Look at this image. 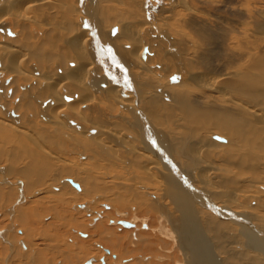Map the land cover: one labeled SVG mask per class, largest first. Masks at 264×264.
I'll return each instance as SVG.
<instances>
[{
    "label": "bare ground",
    "instance_id": "bare-ground-1",
    "mask_svg": "<svg viewBox=\"0 0 264 264\" xmlns=\"http://www.w3.org/2000/svg\"><path fill=\"white\" fill-rule=\"evenodd\" d=\"M83 203L112 264H264V0H0V264H82Z\"/></svg>",
    "mask_w": 264,
    "mask_h": 264
},
{
    "label": "rangeland",
    "instance_id": "rangeland-1",
    "mask_svg": "<svg viewBox=\"0 0 264 264\" xmlns=\"http://www.w3.org/2000/svg\"><path fill=\"white\" fill-rule=\"evenodd\" d=\"M64 181H66V180H64ZM100 199H101V202H99V203L95 202V203H92V204H94V206H95L94 209L95 210H98L100 212L101 211L104 212V214H103L104 220H107V221L104 222V224H105L104 226H106V228L108 230L114 232L118 236H120V237H126V239L123 241V242H125L124 243V246H125V248L127 247L126 249H128V250L130 249L131 250L132 248H131V244L130 243L131 242L134 243V242H137L138 241L137 239H135V237H134L135 235L133 233H135V232L137 233L138 231H140V232H148L149 229H146L145 230V229H143L144 228L143 226H145L144 224H146L147 226L150 227V224H148V223H143V224H141V223L140 224L139 223H135L136 224V227H138V230L126 229L120 223L118 224V226H116V225H114V219H123V221L132 222L131 219H132V215L133 214L131 212H129V211L124 212V210L123 211H117L115 209H109V210H107L102 205L106 204V205H108L110 207H112V205L110 203H108L107 201H104V199L102 197H100ZM24 205H26V204H24ZM131 206L132 205H129V207H131ZM81 207H84L85 208V203L78 204V205L73 206L72 207V211H73L72 214L73 215H76L77 214L76 212H80V211H84L85 210V209H83ZM76 209L79 210V211H76ZM127 209H136V207L133 206V208H127ZM127 209H125V210H127ZM121 212H123V213H121ZM72 214L70 213L69 214L70 217L67 218V223L68 224H67V227L66 228L60 227L61 224L58 221H56V219H52L53 218L52 215H47L46 218H44V220H45L44 222L47 223V224L53 225V229L52 230H48L47 232H45V231L43 232V229H40V231H37L36 230L35 235H34V239H35L34 240L35 241V248H34V250H36V248H37V249H41L40 252H43L45 250L43 248L47 247L48 249L49 248L52 249L51 247H53V245H54L55 248L57 247L56 250H58V251L60 250L59 252L62 251L63 253H65L64 251H66V252L69 251V252L72 253V251H73V253H76V254L78 252H80L79 256L81 258L80 260H81V263L82 264H83V260L84 259H87V258H88L87 260H89V259H96L97 260L99 258V263L102 264L101 263V260L103 258L108 257V256L105 255L104 251L102 249H100L96 245L97 243H95V242H98V238H99L98 237V233H99V231H103L102 227H98L97 229H94V226H96L97 223H95V222H90L89 223V220H90V218L92 216H88V214L83 213V214H80L78 216L76 215L75 218H74V216ZM123 214L124 215H127V216H122ZM73 218L75 219V221L72 220ZM96 220H98L97 222L100 221L98 219V217L96 218ZM72 223H75L77 225H79L80 223H82L83 225L84 224H88V228L89 229L87 231L86 230H80L77 227H75V225H73ZM8 224L9 223L7 222L6 217L5 216H2L0 214V232H4L6 230V228H8ZM40 225H42V224L40 223ZM92 226H93V228H92ZM72 227H74V228H72ZM57 229H60V230L58 231ZM18 230H22V229H18ZM104 234H106V233H104ZM42 235H44V236H42ZM83 235H86L87 238H84ZM89 235L92 236V237H90ZM127 235L129 236V238L127 237ZM22 236L23 235H21L20 233H18L19 239L23 243L26 244V250H27L28 249V244L25 241V239H22L23 238ZM50 236H51V238H50ZM130 236H131V239H130ZM46 237H48V239H50L51 241L53 240V243L50 244V242H48V240H46L47 239ZM88 237H90V238H88ZM65 244L68 245L71 248V250ZM2 245H4V244H3L2 241H0V251L3 250L2 249L3 247H1ZM56 245H58V246H56ZM75 245L81 246V248H83V250H82L83 252H81V250L78 251L77 248L75 247ZM102 246H104V245H102ZM104 247H105V249H108L111 252V256L105 259V261H106L105 263L106 264H109L111 262L113 263L115 261L113 259V255H115V254L112 252V249L109 246H104ZM58 248H60V249H58ZM21 249H22V251L23 250L26 251L24 248H21ZM132 252H131V254H126L127 257L126 256H123V258L126 257V258H129L130 259L129 260V259H126L125 258L127 261L129 260L127 262V264H138L137 259L139 261H142L143 262V259L142 258H144V257H145V259L152 260L151 259L152 257L150 255H148V254H144L143 255V254L132 253ZM52 256L54 257V260H52V262H53L52 264H61L62 262H64V264H69V262L64 261L65 258L63 256H61L60 253H54V255H49L48 258H50ZM139 256H140V258H139ZM77 262L79 263V261H77ZM71 263H73V262H71ZM144 263H146V261H144Z\"/></svg>",
    "mask_w": 264,
    "mask_h": 264
},
{
    "label": "flooded vegetation",
    "instance_id": "flooded-vegetation-1",
    "mask_svg": "<svg viewBox=\"0 0 264 264\" xmlns=\"http://www.w3.org/2000/svg\"><path fill=\"white\" fill-rule=\"evenodd\" d=\"M81 208H83V207H81ZM122 222H128V221H122ZM129 223H131V222H129ZM132 224V223H131ZM122 225V224H121ZM123 226V225H122ZM146 227V228H145ZM124 228H126V227H124ZM135 228H137L136 227V225L134 226L133 224H132V227L130 228V229H135ZM127 229V228H126ZM143 229H147V226L145 225L144 226V228ZM83 237L85 238L86 237V235H83ZM87 238V237H86ZM109 253V250H106V251H104V253ZM108 257H110L111 255H107ZM115 255H113V259L115 260ZM146 261H147V259H145ZM149 260V259H148ZM96 261V259H90L89 261H87L85 264H89V262H91L92 264H94V262ZM106 261H105V258H103L102 260H101V263L102 264H106L105 263Z\"/></svg>",
    "mask_w": 264,
    "mask_h": 264
},
{
    "label": "water",
    "instance_id": "water-1",
    "mask_svg": "<svg viewBox=\"0 0 264 264\" xmlns=\"http://www.w3.org/2000/svg\"><path fill=\"white\" fill-rule=\"evenodd\" d=\"M123 224H125L126 226H130L131 225L130 223H126V222H123ZM89 264H92V263L89 262Z\"/></svg>",
    "mask_w": 264,
    "mask_h": 264
},
{
    "label": "snow or ice",
    "instance_id": "snow-or-ice-1",
    "mask_svg": "<svg viewBox=\"0 0 264 264\" xmlns=\"http://www.w3.org/2000/svg\"><path fill=\"white\" fill-rule=\"evenodd\" d=\"M87 26V25H86Z\"/></svg>",
    "mask_w": 264,
    "mask_h": 264
}]
</instances>
